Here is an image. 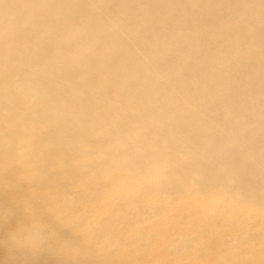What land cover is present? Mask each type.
Listing matches in <instances>:
<instances>
[{"label":"bare ground","instance_id":"obj_1","mask_svg":"<svg viewBox=\"0 0 264 264\" xmlns=\"http://www.w3.org/2000/svg\"><path fill=\"white\" fill-rule=\"evenodd\" d=\"M0 264H264V0H0Z\"/></svg>","mask_w":264,"mask_h":264}]
</instances>
